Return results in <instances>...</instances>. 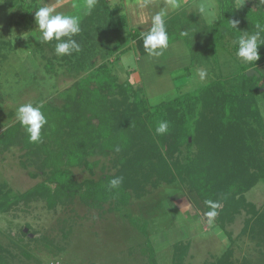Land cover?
Segmentation results:
<instances>
[{
    "label": "trees",
    "instance_id": "obj_1",
    "mask_svg": "<svg viewBox=\"0 0 264 264\" xmlns=\"http://www.w3.org/2000/svg\"><path fill=\"white\" fill-rule=\"evenodd\" d=\"M2 1L22 9L31 4L28 0ZM242 3L217 0L218 19L213 24H206L195 14L174 13L166 20L169 45L183 41L191 55V66H201L221 48L236 56L239 36L253 32L256 23H264L258 0L245 1L238 9ZM36 8L30 9V16ZM231 21L238 22V31L231 27ZM80 25L81 32L74 37L81 45L79 53L65 57L53 53L48 57L43 45H38L46 72L54 74L55 63L59 62L77 78L61 96L60 107L44 104L48 124L42 128V142L29 143L25 132L13 133L14 125L0 134L3 150L25 144L26 155L45 176L22 195H12L7 185L0 183V213L21 202L39 200L52 210L78 195L92 209L101 210L114 202L128 206L132 193L140 198L148 184H178L203 216L210 210L205 201L220 203L213 221L226 231L230 244L235 241L227 228L238 217L244 218L240 236L247 234L258 245L264 243V211L246 197L258 184H264V120L257 104L263 76H246L248 70L259 73V67L264 66V45L259 46L256 63L244 65L236 58L240 68L232 75H222L197 90L151 104L144 91L133 88L127 80L121 82L108 61L114 56L118 62L121 54L130 50V44L137 57L145 56L141 32H122L127 23L113 16L107 0H95ZM185 31L188 36L181 35ZM95 33L105 38L99 42L94 39ZM44 45L54 50V42ZM97 57L100 61L96 65ZM161 120L169 121V132L157 136L155 128ZM16 126L21 128L19 122ZM97 154L114 156L115 173H103L102 166L97 180L77 183L71 170L64 168L84 166L93 175L99 162L89 163L88 159ZM117 176L123 177L122 185L116 192L107 191L108 181ZM132 221L141 228L138 217H132ZM30 232L21 230V235L33 241L38 235L32 240ZM178 244L174 264H183L189 244ZM230 249L206 264H235ZM0 264H9L1 254ZM241 264L251 263L245 258Z\"/></svg>",
    "mask_w": 264,
    "mask_h": 264
},
{
    "label": "rangeland",
    "instance_id": "obj_2",
    "mask_svg": "<svg viewBox=\"0 0 264 264\" xmlns=\"http://www.w3.org/2000/svg\"><path fill=\"white\" fill-rule=\"evenodd\" d=\"M211 2L212 10L218 14L217 0ZM27 3L31 4L22 9L9 7L0 0V55L4 56L0 59V134L13 125V133L24 132L16 126L15 112L19 105L48 102L60 107L64 91L77 80L76 73L59 62L55 63L54 74L46 72L39 42L35 39L39 35L35 14L30 16V9L43 6V1L28 0ZM149 4L152 5V0ZM208 18L206 15L203 20ZM124 29L127 27L122 32ZM94 35L99 42L105 38L99 33ZM41 45L51 57L54 50ZM212 56L209 60L204 58L201 66H191L188 48L183 41H176L160 57H137L135 47L130 44V50L121 54L118 62L114 56L108 61L121 82L129 81L133 88L145 92L151 104H157L197 90L222 75H232L240 68L230 50L221 48ZM99 58L94 60L96 65ZM199 70L207 72L203 81L199 79ZM258 70L264 80V66ZM257 104L264 120V92L258 95ZM27 149L23 144L3 150L0 144V183L6 184L12 195H22L45 178L26 155ZM113 160V155L90 157L89 163L99 162L93 175L84 166L64 168L71 170L75 182L81 183L97 180L102 166L103 173H115ZM145 187L140 198L132 193L128 206L114 202L103 205L101 210L84 204L79 195L52 210L42 200L21 202L0 213V254L9 264H174L179 243L189 244L183 264L210 263L226 248H231V260L235 264L243 263L245 258L251 264H264V243L258 245L247 234L240 236L243 217L227 228L235 241L232 245L226 231L213 220L209 223L202 210L187 200L178 184ZM246 197L264 211L263 183ZM132 217L142 221L141 228H136ZM24 228L30 229L32 240L38 237L27 240L21 235Z\"/></svg>",
    "mask_w": 264,
    "mask_h": 264
},
{
    "label": "clouds",
    "instance_id": "obj_3",
    "mask_svg": "<svg viewBox=\"0 0 264 264\" xmlns=\"http://www.w3.org/2000/svg\"><path fill=\"white\" fill-rule=\"evenodd\" d=\"M95 0H88V7L94 6ZM245 3L238 4L240 9ZM148 0H145L144 6L147 7ZM178 0H167V3L161 7L160 11L150 17V27L146 32L141 33L143 48L148 57H160L169 47V33L166 20L170 11H176L180 8ZM77 5L73 4V8ZM257 9L264 10V0H258ZM200 16L210 15L204 4L197 5ZM35 23L38 25L36 31L39 35L35 37L39 44H49L54 42V53L57 57L71 56L81 51V45L74 38L81 32V25L78 15L64 14L56 11L53 5L45 4L36 8L34 11ZM211 15H215L212 13ZM238 22L231 21V27L237 30ZM254 31L244 32L236 40L237 51L236 58L244 65H252L260 59L259 46L264 45V23H256ZM182 36H188V32H182ZM198 76L201 81L207 76L206 70H199ZM43 102L37 104L26 103L16 108L15 119L19 122L21 128L26 133L29 143L37 144L42 142L41 130L48 124V119L42 110ZM169 132V121L161 120L156 128L157 136L166 135ZM119 151L117 147L115 149ZM123 183V177L117 176L111 178L107 183V191L116 192ZM205 205L210 209L205 213L209 223L218 215L217 209L220 208L218 201L207 200Z\"/></svg>",
    "mask_w": 264,
    "mask_h": 264
},
{
    "label": "crops",
    "instance_id": "obj_4",
    "mask_svg": "<svg viewBox=\"0 0 264 264\" xmlns=\"http://www.w3.org/2000/svg\"><path fill=\"white\" fill-rule=\"evenodd\" d=\"M43 6L45 4L53 5L56 7V11L62 12L64 14H74L78 15L79 20H81L84 15L89 11L88 0H42ZM112 8V14L115 18H126L127 29L146 32L150 27V17L156 12L160 11L167 0H152V5L149 4L147 7L144 6L145 0H136L135 2H130L131 0H107ZM251 1V0H245ZM180 3V8L176 11H170L168 17L174 13L184 12L186 14H195L199 20L204 21L206 24H213L217 22L218 14L212 10L211 0H178ZM73 4L77 7L73 8ZM204 4L208 10L209 20H203L204 16L198 14L197 5ZM150 7V8H149ZM217 7V6H216ZM217 10V9H216ZM214 13L215 15L211 16ZM167 17V18H168ZM261 68V67H260ZM180 207V206H179Z\"/></svg>",
    "mask_w": 264,
    "mask_h": 264
},
{
    "label": "water",
    "instance_id": "obj_5",
    "mask_svg": "<svg viewBox=\"0 0 264 264\" xmlns=\"http://www.w3.org/2000/svg\"><path fill=\"white\" fill-rule=\"evenodd\" d=\"M246 76L247 77L256 76L257 78H260V74L256 70H254V69L248 70L246 72ZM260 85H264V80H261ZM260 92H264V87L260 90ZM23 232L24 233H28V229L27 228H24L23 229ZM29 237L30 238H33V236L31 234H29Z\"/></svg>",
    "mask_w": 264,
    "mask_h": 264
}]
</instances>
